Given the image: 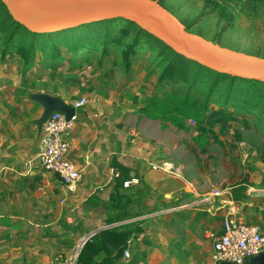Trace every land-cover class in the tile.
I'll return each mask as SVG.
<instances>
[{"label":"rangeland","instance_id":"rangeland-1","mask_svg":"<svg viewBox=\"0 0 264 264\" xmlns=\"http://www.w3.org/2000/svg\"><path fill=\"white\" fill-rule=\"evenodd\" d=\"M160 4L188 31L223 47L264 58V0H160ZM120 27L116 22L112 24L113 40L106 46L92 43L68 52L62 48L60 58L40 62L36 56L28 67L21 56H2L0 50V120L5 130L12 131L15 140L21 138L26 121L35 116L38 105L29 99L31 93L62 94L70 99L84 96L87 100L104 95L112 99L111 106L124 102L119 125L125 124L127 137L133 136L132 132L138 136L150 134L164 138L166 146L170 145L169 150L161 152L166 160L161 164L169 166L167 171L181 172L178 163L183 164L185 171L197 177L211 193L238 184L264 188V97L258 103L259 92L250 96L249 86L237 80L239 90L228 99L218 92L212 96L203 121L182 116L167 102L180 85L176 78H170L167 63L155 58L157 49L151 50L142 41L132 49L135 53L129 52V44L121 41L118 33ZM259 86L258 90L264 92V85ZM185 90L186 85L177 89L181 94ZM189 94L200 101L204 99L195 87ZM115 107L112 109L117 114L119 108ZM35 168L45 172L39 165ZM17 177L20 176L15 174L12 179H0V264H54L57 253L62 255L58 260H62L83 236L80 229L100 224L86 221L80 207L77 213L70 212L77 201L70 199L60 204L52 192L32 204L37 192L28 187L31 182L19 179L16 183L23 187L9 186ZM260 203L262 223L258 225L264 228V198ZM12 205L30 207L38 222L28 224L24 214L13 217ZM6 216L12 222L21 217L23 223L7 227L1 221ZM144 246L148 248L150 244ZM132 247L130 257L132 254L141 258L134 244ZM179 248L176 251L180 257L185 252ZM172 249L169 244L167 251ZM147 255L146 261L156 260L150 255L146 259ZM202 262L209 264V257L204 255Z\"/></svg>","mask_w":264,"mask_h":264},{"label":"crops","instance_id":"crops-1","mask_svg":"<svg viewBox=\"0 0 264 264\" xmlns=\"http://www.w3.org/2000/svg\"><path fill=\"white\" fill-rule=\"evenodd\" d=\"M56 95L69 103L81 98L85 100L76 109L78 111H75L73 125L68 134V158L80 171V181L73 190H68L54 174L34 169L37 165L30 171L25 170L24 162L33 159L39 151L40 133L30 123L41 114L42 107L39 105H35V116L26 121L20 139L15 140L13 132H7L0 120V179L2 176L12 179L17 174L20 177L12 180L9 186L23 187L16 183L19 179L21 182H31L27 184L28 187L37 192L33 198L29 195L33 199L32 204L39 202L40 196L43 198L47 192L54 193L60 204L70 199L77 201L70 208V212L75 210L77 213L80 207L84 209L86 221L100 223L95 227L89 226L86 230L80 229L81 235L96 234L104 229L124 230L139 227L141 232L129 239L116 264H204V255L209 257V264H215L211 259L208 233L221 232L223 217L228 212H232L239 221L245 223H262L263 206H260V202L264 195L255 194H264V188L251 189L238 184L222 188L219 197L210 196L211 191L205 189L191 172L185 171L183 164L178 163L181 172L161 169V162L166 161L161 152L170 148V145L166 146L164 138L150 134L138 136L133 132L130 133L133 136L127 137L125 124L119 125L120 108L125 109L123 101L114 105L115 109L119 108L116 114L112 109L114 106H111L112 99L104 95H98L91 100L84 96L70 99L62 94ZM112 159L129 168L128 180L135 181L118 188V205L124 207L125 217L106 223V219L115 213V202L111 200V195H116L115 180L109 174ZM32 181L38 184L35 186ZM12 209H15L12 211L13 217L24 214L28 224L31 221L38 222V217L32 216L30 207L12 205ZM4 218L6 219L1 221L7 227L23 223L21 217L13 222L7 216ZM262 229L264 230L263 227ZM144 243L150 246L147 248ZM133 244L137 247H134V251H138L142 259L132 254L130 257ZM169 244L173 246L171 252L167 251ZM176 248L184 250L185 253L179 257ZM146 254L156 260L146 261ZM149 255L146 259H149ZM59 257L62 255L57 253L53 257L54 261Z\"/></svg>","mask_w":264,"mask_h":264},{"label":"trees","instance_id":"trees-1","mask_svg":"<svg viewBox=\"0 0 264 264\" xmlns=\"http://www.w3.org/2000/svg\"><path fill=\"white\" fill-rule=\"evenodd\" d=\"M158 2L160 3V0ZM117 20L125 24L120 25ZM114 22L121 26L118 33L121 34V41L129 44V52L132 53V49L141 41L145 42L151 50L157 49L155 58L167 63L170 78H176L180 84L173 89V97H167V102H171L173 109L180 112L182 116H195L203 121L212 96L218 92L220 97L228 99L232 93L239 90L236 87L237 80H242L249 86L250 96H256L259 92L258 103L262 101L264 92L258 89L259 84L264 85V83L219 73L186 59L134 22L124 18L106 19L54 33H34L13 20L0 1V50L2 56H21L25 67H28L35 62L36 56H39L40 62L60 58L62 48L68 52L86 48L92 43L106 46L113 40L112 24ZM82 27L85 29L81 30ZM156 43L160 44L157 48ZM184 85H186V90L181 94L177 89H182ZM193 87L200 90L203 101H200L198 97H190L189 91ZM110 164L118 171V176L114 178L116 195H111V200L115 202V213L106 219V223L125 217L124 207L118 205L117 194L118 188L123 187V182L130 179L129 168L115 159H112ZM140 232L139 227L124 230H101L84 243L78 256V262L80 264H116V260L122 257L129 239L136 237Z\"/></svg>","mask_w":264,"mask_h":264},{"label":"water","instance_id":"water-1","mask_svg":"<svg viewBox=\"0 0 264 264\" xmlns=\"http://www.w3.org/2000/svg\"><path fill=\"white\" fill-rule=\"evenodd\" d=\"M0 1L13 20L34 33H54L121 17L134 22L186 59L219 73L264 83L263 57L223 47L186 30L181 21L157 0ZM29 99L42 107L39 117L30 121L38 133L51 112L62 113L67 119L75 115L71 103L59 96L34 92ZM217 264L231 263L220 261ZM244 264H264V253L250 257Z\"/></svg>","mask_w":264,"mask_h":264},{"label":"built area","instance_id":"built-area-1","mask_svg":"<svg viewBox=\"0 0 264 264\" xmlns=\"http://www.w3.org/2000/svg\"><path fill=\"white\" fill-rule=\"evenodd\" d=\"M85 100L78 99L71 103L79 109ZM75 116V115H74ZM73 119H67L59 112H51L43 123L39 137V151L33 159L24 162L26 171H30L35 165H39L47 172L54 174L60 183L68 190H73L81 179V173L75 164L68 158L69 142L68 134L73 125ZM152 168H157L152 166ZM166 163L161 164V169L168 170ZM110 178L118 176L114 167L109 168ZM134 179L126 180V187ZM220 190L213 191V197H219ZM93 233L83 235L79 241L67 252L62 260L54 264H80L78 256L84 243L93 236ZM211 242V259L215 264L220 261L231 264H244L245 260L259 253H264V230L258 224L239 221L232 212H228L221 225V232L208 233ZM53 264V263H50Z\"/></svg>","mask_w":264,"mask_h":264}]
</instances>
